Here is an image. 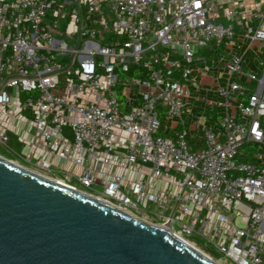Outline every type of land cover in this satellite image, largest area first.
I'll use <instances>...</instances> for the list:
<instances>
[{
  "label": "built area",
  "instance_id": "built-area-1",
  "mask_svg": "<svg viewBox=\"0 0 264 264\" xmlns=\"http://www.w3.org/2000/svg\"><path fill=\"white\" fill-rule=\"evenodd\" d=\"M263 119L264 0H0V157L220 264H264Z\"/></svg>",
  "mask_w": 264,
  "mask_h": 264
},
{
  "label": "water",
  "instance_id": "water-1",
  "mask_svg": "<svg viewBox=\"0 0 264 264\" xmlns=\"http://www.w3.org/2000/svg\"><path fill=\"white\" fill-rule=\"evenodd\" d=\"M0 264H217L106 203L0 157Z\"/></svg>",
  "mask_w": 264,
  "mask_h": 264
},
{
  "label": "rangeland",
  "instance_id": "rangeland-1",
  "mask_svg": "<svg viewBox=\"0 0 264 264\" xmlns=\"http://www.w3.org/2000/svg\"><path fill=\"white\" fill-rule=\"evenodd\" d=\"M240 44L242 43L241 41L239 42ZM257 46H258V43H256L254 46H253V49H255V48H257ZM245 60L246 61H248L249 63H253V57L251 56V54L249 53V54H247L246 56H245ZM207 116H213V118H216L217 117V113L215 112V113H211L210 112V110L207 112V114H206ZM193 122V121H192ZM187 123H189V120L187 121ZM213 124V121H211L210 122V125H212ZM196 132H197V130L195 129V130H193L192 131V134L195 136L196 135ZM200 136L202 137V134L200 133ZM196 137H198V135L196 136ZM198 142L200 143V145L203 143V140H199L198 139ZM194 143H196V141H194ZM11 146L13 147V148H15V149H18V145L15 143V142H11ZM249 149V146H247V147H243L242 148V151L243 152H245V151H247ZM251 149L253 150V151H256V148L255 147H251ZM0 155H5V156H8L9 157V155L5 152V150L4 149H2V148H0ZM219 257V256H218ZM226 264H228V262H226Z\"/></svg>",
  "mask_w": 264,
  "mask_h": 264
},
{
  "label": "trees",
  "instance_id": "trees-1",
  "mask_svg": "<svg viewBox=\"0 0 264 264\" xmlns=\"http://www.w3.org/2000/svg\"><path fill=\"white\" fill-rule=\"evenodd\" d=\"M261 126H262V128H263V130H264V119L261 121ZM6 159H12V158H6Z\"/></svg>",
  "mask_w": 264,
  "mask_h": 264
},
{
  "label": "bare ground",
  "instance_id": "bare-ground-1",
  "mask_svg": "<svg viewBox=\"0 0 264 264\" xmlns=\"http://www.w3.org/2000/svg\"><path fill=\"white\" fill-rule=\"evenodd\" d=\"M215 262V261H214ZM217 263V262H216ZM217 264H220V263H217Z\"/></svg>",
  "mask_w": 264,
  "mask_h": 264
}]
</instances>
